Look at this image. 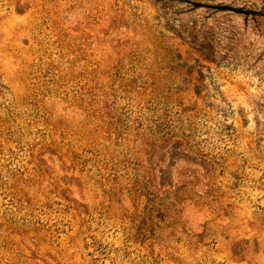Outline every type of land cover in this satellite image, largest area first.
<instances>
[{"label": "rangeland", "instance_id": "374dc122", "mask_svg": "<svg viewBox=\"0 0 264 264\" xmlns=\"http://www.w3.org/2000/svg\"><path fill=\"white\" fill-rule=\"evenodd\" d=\"M0 264H264V0H0Z\"/></svg>", "mask_w": 264, "mask_h": 264}, {"label": "trees", "instance_id": "16d2710c", "mask_svg": "<svg viewBox=\"0 0 264 264\" xmlns=\"http://www.w3.org/2000/svg\"><path fill=\"white\" fill-rule=\"evenodd\" d=\"M221 9H224V7H222Z\"/></svg>", "mask_w": 264, "mask_h": 264}]
</instances>
